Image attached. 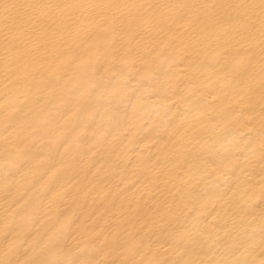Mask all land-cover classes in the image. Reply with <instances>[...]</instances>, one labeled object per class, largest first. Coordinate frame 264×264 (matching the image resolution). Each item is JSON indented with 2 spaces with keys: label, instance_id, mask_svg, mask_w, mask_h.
I'll return each instance as SVG.
<instances>
[{
  "label": "bare ground",
  "instance_id": "6f19581e",
  "mask_svg": "<svg viewBox=\"0 0 264 264\" xmlns=\"http://www.w3.org/2000/svg\"><path fill=\"white\" fill-rule=\"evenodd\" d=\"M0 264H264V0H0Z\"/></svg>",
  "mask_w": 264,
  "mask_h": 264
}]
</instances>
